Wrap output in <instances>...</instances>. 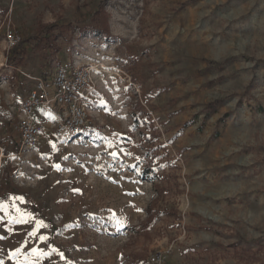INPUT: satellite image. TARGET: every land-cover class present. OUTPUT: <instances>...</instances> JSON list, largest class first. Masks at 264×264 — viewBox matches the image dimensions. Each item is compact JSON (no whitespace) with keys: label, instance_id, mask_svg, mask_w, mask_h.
<instances>
[{"label":"rangeland","instance_id":"obj_1","mask_svg":"<svg viewBox=\"0 0 264 264\" xmlns=\"http://www.w3.org/2000/svg\"><path fill=\"white\" fill-rule=\"evenodd\" d=\"M57 68L89 124L22 149ZM0 206L2 264H264V0H0Z\"/></svg>","mask_w":264,"mask_h":264},{"label":"built area","instance_id":"obj_2","mask_svg":"<svg viewBox=\"0 0 264 264\" xmlns=\"http://www.w3.org/2000/svg\"><path fill=\"white\" fill-rule=\"evenodd\" d=\"M9 48L19 44L20 37L6 32ZM33 87L18 104L15 132L22 149L34 147L43 126L37 123V112L56 119L59 134L80 137L89 124V109L86 106V91L91 83L90 71L86 68L67 70L57 68L51 78H29ZM147 264H162L160 255L148 258Z\"/></svg>","mask_w":264,"mask_h":264},{"label":"snow or ice","instance_id":"obj_3","mask_svg":"<svg viewBox=\"0 0 264 264\" xmlns=\"http://www.w3.org/2000/svg\"><path fill=\"white\" fill-rule=\"evenodd\" d=\"M101 107H102V108H106V107H107L106 103L102 102V103H101ZM121 153H122L123 155H126V156H130V155H131V153L123 152V149L119 150V152H111L110 154H111V156H112V159L115 160V159L118 158V155H120ZM135 159H136L137 164H138V163H139V160H140V157H136ZM56 167L58 168L59 166L57 165ZM129 167H132L134 170L136 169V165H130ZM18 199H20V198H18ZM0 207H2V206H0ZM16 211H20V210H19V209H16ZM117 230H119V228H118ZM36 234H37V230L34 229L33 232L30 233L29 235H30V236H36ZM38 239H39L40 241H45V240L47 239V237L44 236V235H40V236L38 237ZM37 250H38V249H36V248H33V249H32V251H37ZM16 251H19V249H17ZM0 264H2V262H0Z\"/></svg>","mask_w":264,"mask_h":264},{"label":"crops","instance_id":"obj_4","mask_svg":"<svg viewBox=\"0 0 264 264\" xmlns=\"http://www.w3.org/2000/svg\"><path fill=\"white\" fill-rule=\"evenodd\" d=\"M40 115H42V119H45L46 122H48V120L52 121V118L48 114H45V113L41 112Z\"/></svg>","mask_w":264,"mask_h":264},{"label":"trees","instance_id":"obj_5","mask_svg":"<svg viewBox=\"0 0 264 264\" xmlns=\"http://www.w3.org/2000/svg\"><path fill=\"white\" fill-rule=\"evenodd\" d=\"M101 32H102L103 35H107V31H106V30H103V31H101ZM17 46H18V45L12 47L10 50H11L12 52L15 51Z\"/></svg>","mask_w":264,"mask_h":264}]
</instances>
